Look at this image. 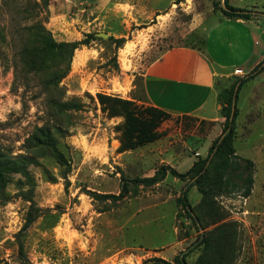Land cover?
Returning a JSON list of instances; mask_svg holds the SVG:
<instances>
[{
    "label": "rangeland",
    "instance_id": "obj_1",
    "mask_svg": "<svg viewBox=\"0 0 264 264\" xmlns=\"http://www.w3.org/2000/svg\"><path fill=\"white\" fill-rule=\"evenodd\" d=\"M227 2L251 10L259 44L253 64L217 77V94L264 64V0ZM221 8L224 0H0V150L31 160L22 171L1 168L0 264H21L19 243L22 264H177L184 254L185 264H264V67L235 101L233 147L254 163L251 191L218 195L208 209L190 185L197 223L178 199L186 179L167 171L152 185L134 180L161 165L185 173L206 158L224 124L220 109L215 120L171 116L154 141L118 151L121 117L106 116L95 95L144 100L146 65L173 46L202 47L225 19ZM37 24L55 42H78L67 74L47 85L19 61ZM122 184L117 201L90 193L117 194Z\"/></svg>",
    "mask_w": 264,
    "mask_h": 264
},
{
    "label": "trees",
    "instance_id": "obj_2",
    "mask_svg": "<svg viewBox=\"0 0 264 264\" xmlns=\"http://www.w3.org/2000/svg\"><path fill=\"white\" fill-rule=\"evenodd\" d=\"M221 11L227 19H249L253 14L251 10L233 6L227 0H224V8H221ZM35 29L36 31L30 36L31 39H28V45L20 50L21 58L19 61L26 72L42 71L46 85L51 82H58L69 71L70 57L78 42H55L42 24L35 25ZM123 40V37L114 39L116 43ZM48 56L56 57V59L52 58L53 61H51ZM62 64L63 66L58 67ZM52 65H56V67L52 68ZM263 67L264 64H258L247 75L236 78L228 87H224L218 92L217 96L220 97L221 102L219 109L224 117V124L220 135L209 148L206 158L197 159L185 173H179L167 165H161L152 176L140 177L134 181L145 186L152 185L162 180L167 171L172 175L186 179L185 188L181 190L178 199L184 211L193 218L194 223L201 222L202 216L199 212H195L187 201L186 191L190 185L197 186L202 203L208 209L213 208L214 198L218 195L238 192L242 197H247L253 184L254 163L250 158L237 155L233 147L234 120L237 115L235 101L241 85L252 79ZM95 95L106 116L121 117V121L115 126L118 131V151L133 149L144 143L154 141L160 137L158 131L160 123L171 117L163 109L145 103V99L137 103L133 99L114 94L97 92ZM37 131L44 140L50 142L51 136L48 128L39 127ZM38 139L41 138H36L35 141ZM30 161L29 158L22 155L9 156L0 150V172L1 168H3L2 171H22L28 163H31ZM90 193L95 198L117 201L126 196L127 187L122 184L120 192L117 194ZM30 218L24 227L31 221ZM208 240V235L204 234L200 243L207 245ZM18 255L21 264L27 261L21 243L18 246ZM186 255H176L175 262L185 264Z\"/></svg>",
    "mask_w": 264,
    "mask_h": 264
},
{
    "label": "crops",
    "instance_id": "obj_3",
    "mask_svg": "<svg viewBox=\"0 0 264 264\" xmlns=\"http://www.w3.org/2000/svg\"><path fill=\"white\" fill-rule=\"evenodd\" d=\"M258 42L252 19L216 21L208 28L202 47L173 46L146 65L142 74L145 103L171 116L217 119V77L253 64Z\"/></svg>",
    "mask_w": 264,
    "mask_h": 264
},
{
    "label": "water",
    "instance_id": "obj_4",
    "mask_svg": "<svg viewBox=\"0 0 264 264\" xmlns=\"http://www.w3.org/2000/svg\"><path fill=\"white\" fill-rule=\"evenodd\" d=\"M232 118V117H231ZM231 118H230V120H231Z\"/></svg>",
    "mask_w": 264,
    "mask_h": 264
}]
</instances>
